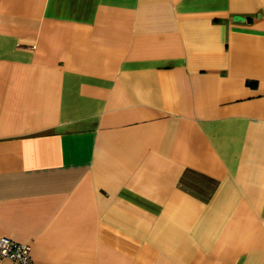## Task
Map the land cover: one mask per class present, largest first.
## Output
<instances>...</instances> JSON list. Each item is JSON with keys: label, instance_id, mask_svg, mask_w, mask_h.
I'll use <instances>...</instances> for the list:
<instances>
[{"label": "crops", "instance_id": "crops-1", "mask_svg": "<svg viewBox=\"0 0 264 264\" xmlns=\"http://www.w3.org/2000/svg\"><path fill=\"white\" fill-rule=\"evenodd\" d=\"M1 237L264 264V0H0Z\"/></svg>", "mask_w": 264, "mask_h": 264}, {"label": "built area", "instance_id": "built-area-1", "mask_svg": "<svg viewBox=\"0 0 264 264\" xmlns=\"http://www.w3.org/2000/svg\"><path fill=\"white\" fill-rule=\"evenodd\" d=\"M0 258H9L19 264H35L27 243L14 242L6 237L0 238Z\"/></svg>", "mask_w": 264, "mask_h": 264}]
</instances>
